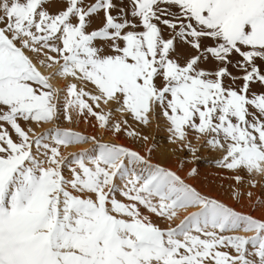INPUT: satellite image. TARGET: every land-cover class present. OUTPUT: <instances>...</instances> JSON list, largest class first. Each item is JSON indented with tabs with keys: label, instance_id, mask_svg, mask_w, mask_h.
<instances>
[{
	"label": "snow or ice",
	"instance_id": "1",
	"mask_svg": "<svg viewBox=\"0 0 264 264\" xmlns=\"http://www.w3.org/2000/svg\"><path fill=\"white\" fill-rule=\"evenodd\" d=\"M256 189L264 0H0V264H264Z\"/></svg>",
	"mask_w": 264,
	"mask_h": 264
},
{
	"label": "bare ground",
	"instance_id": "2",
	"mask_svg": "<svg viewBox=\"0 0 264 264\" xmlns=\"http://www.w3.org/2000/svg\"><path fill=\"white\" fill-rule=\"evenodd\" d=\"M257 91H259V89H257ZM73 127H76L75 125H73ZM85 129V126L83 125V124H81L80 126H79V128H78V130H81V131H83ZM166 133V132H165ZM118 142H120V143H125V144H128L129 143V141L127 140V139H121L120 141H118ZM83 147H90V145H83ZM76 150H78L76 147H70L69 149H67V150H65V151H76ZM157 157L159 158V154H157ZM173 167H175V165H172ZM256 191V193H257V195H260V196H262V198H264V194H262L261 192H260V190L259 189H256L255 190ZM222 200H224L226 203H228V204H233V200L231 199V198H229V196L227 195V194H223V195H221V197H220ZM243 210H247V208H244Z\"/></svg>",
	"mask_w": 264,
	"mask_h": 264
},
{
	"label": "rangeland",
	"instance_id": "3",
	"mask_svg": "<svg viewBox=\"0 0 264 264\" xmlns=\"http://www.w3.org/2000/svg\"><path fill=\"white\" fill-rule=\"evenodd\" d=\"M152 134L155 136L156 142L158 144L164 145L166 143V141H165L166 133L163 129H160V130L153 129ZM205 155H207V154H205ZM181 175H183V173H181Z\"/></svg>",
	"mask_w": 264,
	"mask_h": 264
}]
</instances>
